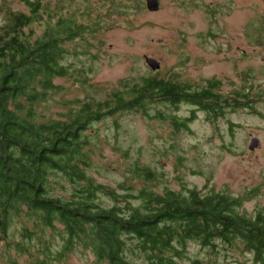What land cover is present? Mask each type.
I'll list each match as a JSON object with an SVG mask.
<instances>
[{
	"label": "rangeland",
	"instance_id": "obj_1",
	"mask_svg": "<svg viewBox=\"0 0 264 264\" xmlns=\"http://www.w3.org/2000/svg\"><path fill=\"white\" fill-rule=\"evenodd\" d=\"M38 1L40 17L24 28L26 36H40L46 22L59 15L88 28L64 42L60 63L66 75L53 80L58 90L39 105L43 117L64 118L82 102L102 101L125 84L152 75L194 88L215 79L218 93L229 104L233 95L242 97L216 116L185 102H156L146 115L121 110L99 118L86 131L89 175L122 192L119 185L132 182L138 162L156 174L151 184L156 192L226 191L243 197L242 212L264 214V0H157L154 11L147 9L146 0ZM17 12H29L25 0H0V28ZM144 55L157 60L159 68L151 70ZM170 117L184 121L185 127H175ZM252 137L258 142L249 149ZM23 222L12 223L9 245L0 243V264H38L42 257L34 240L25 253L14 246L21 240ZM45 234L51 251L59 249L56 233ZM129 258L139 260L135 254ZM194 261L258 264L248 251L225 245L212 251L191 241L174 264ZM46 264L105 263L89 250L76 248Z\"/></svg>",
	"mask_w": 264,
	"mask_h": 264
},
{
	"label": "trees",
	"instance_id": "obj_2",
	"mask_svg": "<svg viewBox=\"0 0 264 264\" xmlns=\"http://www.w3.org/2000/svg\"><path fill=\"white\" fill-rule=\"evenodd\" d=\"M25 4L28 13L9 14L0 28V243L10 244L12 223L23 219L21 240L13 244L25 253L36 241L42 256L38 264L59 260L76 248L89 250L105 264H174L191 241L212 251L217 245L236 247L264 264V214L242 212L243 197L196 188L156 192L151 186L156 174L138 162L132 182L119 185L122 192L88 174L86 131L99 118L121 110L146 115L156 102H185L216 116L242 97L233 95L229 104L215 79L194 88L152 75L125 84L102 101L82 102L64 118L43 117L39 105L58 90L53 80L66 75L60 63L64 42L88 28L59 15L46 22L40 36H26L24 28L39 19L41 4ZM170 118L175 127H185L184 121ZM47 230L61 242L54 252Z\"/></svg>",
	"mask_w": 264,
	"mask_h": 264
},
{
	"label": "water",
	"instance_id": "obj_3",
	"mask_svg": "<svg viewBox=\"0 0 264 264\" xmlns=\"http://www.w3.org/2000/svg\"><path fill=\"white\" fill-rule=\"evenodd\" d=\"M146 7L148 10L154 11L158 8V1L157 0H146ZM145 64L151 69V70H156L159 68V63L157 60H155L152 57H149L147 55L143 56ZM257 138L252 137L250 139V142L248 144L249 149H253L257 145Z\"/></svg>",
	"mask_w": 264,
	"mask_h": 264
}]
</instances>
